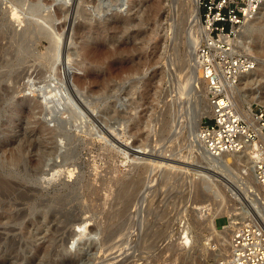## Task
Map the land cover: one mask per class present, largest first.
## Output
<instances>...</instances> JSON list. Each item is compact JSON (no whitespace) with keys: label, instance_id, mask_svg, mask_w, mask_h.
Returning a JSON list of instances; mask_svg holds the SVG:
<instances>
[{"label":"rangeland","instance_id":"374dc122","mask_svg":"<svg viewBox=\"0 0 264 264\" xmlns=\"http://www.w3.org/2000/svg\"><path fill=\"white\" fill-rule=\"evenodd\" d=\"M67 1L42 0L38 14L19 8L12 19L15 1L0 0V179L21 185L9 196L33 221L0 220V264H185L183 254L192 264H215L228 251L229 216L251 207L264 220V206L243 179L244 157L213 168L195 140L209 115H202L203 85L190 87L189 49L199 27L189 29L188 0H178L179 28L168 20L162 46L157 0L112 1L103 13L90 0ZM66 8L73 11L55 17ZM241 39L257 67L235 102L252 114L264 110V10ZM79 77L86 78L81 86ZM55 88L65 103L58 110L38 97ZM42 137L46 144L35 147ZM5 202L1 190L3 217L10 215ZM200 205L202 213L194 212ZM57 208L48 224L44 212ZM212 214L216 231L205 221ZM184 226L190 247L178 236Z\"/></svg>","mask_w":264,"mask_h":264},{"label":"built area","instance_id":"2783aa9c","mask_svg":"<svg viewBox=\"0 0 264 264\" xmlns=\"http://www.w3.org/2000/svg\"><path fill=\"white\" fill-rule=\"evenodd\" d=\"M263 7L264 0H199L203 31L197 64L211 107L199 142L213 157L245 153L259 188L256 199L264 206V110L247 117L235 102L241 76L257 67L239 39ZM235 217L223 226L230 231L228 251L215 264H264V220L246 207Z\"/></svg>","mask_w":264,"mask_h":264},{"label":"bare ground","instance_id":"6f19581e","mask_svg":"<svg viewBox=\"0 0 264 264\" xmlns=\"http://www.w3.org/2000/svg\"><path fill=\"white\" fill-rule=\"evenodd\" d=\"M15 2H14V5H15V7L13 8L12 7V19H14V18H17V17H19L20 16V9H25V11H28L29 13H33V14H38L39 13V11H40V9H41V7L44 5L43 4V2H42V0H29V3H25L23 0H14ZM58 2V0H44V2H45V4H51L52 2ZM67 1V0H66ZM112 1H115V3H117L116 5H117V7H121V5H122V3H124V0H90V3L92 2V3H95L96 4V7L95 8H97V11L99 12V13H103V12H105L104 11V9H106L107 11H110V10H112V8L114 7L113 5H111V2ZM70 2H71V0H68L66 3H67V5L68 4H70ZM75 2V1H74ZM65 3V2H64ZM65 3V4H66ZM188 5H189V9H188V14H187V16H185L186 17V21H187V24L189 25V29L191 30V28H193V27H199V33H197V34H199V35H197V36H192V39H191V45H190V49H189V58H190V61L192 62V67H191V69H192V76H191V80H190V87L193 85V83L194 82H198V83H201L202 85H203V87H204V84L202 83V80H201V71H200V68H199V66H198V64H197V52H198V49H199V46H200V43H201V40H202V37H201V40H200V35L202 34V25H201V14H200V8H199V0H188ZM53 4V3H52ZM116 5H115V7H116ZM94 7V6H93ZM175 7H176V5L175 4H172L171 5V8H172V17H171V19H170V21H172V23H174L173 24V28H174V30H176V29H178L179 28V26H178V22L176 21V14L174 13V9H175ZM20 8V9H19ZM72 10V8L70 9V8H66V10L65 11H62L61 9H57L56 11H55V17L56 18H61L64 14L66 15H68L69 14V12ZM262 10H264V7L261 9V11ZM73 11V10H72ZM261 11L259 12V14L258 15H260L261 14ZM27 12V13H28ZM97 13V12H96ZM73 15V14H72ZM258 15H257V17L256 18H258ZM71 16V15H70ZM69 16V17H70ZM72 17V16H71ZM255 18V19H256ZM70 19V18H69ZM72 19V18H71ZM254 19V20H255ZM75 19H73L72 20V22H71V20H70V22H69V25H68V30L73 26V24L75 23V21H74ZM253 20V21H254ZM176 21V22H175ZM252 21V22H253ZM176 24V25H175ZM249 25V24H248ZM247 25V26H248ZM66 26V25H65ZM78 28H77V30H83V29H81V27L79 28V26H77ZM86 28V27H85ZM246 29V28H245ZM80 31H77V33L79 34V38L78 39H84V37L86 36V34L84 35V33L83 32H80ZM193 33V32H192ZM192 33H190V34H192ZM189 34V35H190ZM54 35V34H53ZM242 36V35H241ZM241 38V37H240ZM239 42H240V46L242 47V49H244V50H246V51H248V48H247V45H246V42H244V41H242V39L240 40L239 39ZM83 51H84V49H82ZM172 70V69H171ZM187 71V70H186ZM254 72V71H253ZM66 73H68V72H66ZM249 74H251V73H249ZM249 74H243L242 76H241V78H240V82H239V84L237 85V87H236V91L239 89V85L241 84V82L242 81H244L245 79H246V77L249 75ZM66 76V75H65ZM68 77H70V75L68 74L67 75ZM35 77V76H34ZM67 78V77H66ZM85 80H86V78L85 79H83V78H77V86H81V85H83L84 83H85ZM179 82V81H178ZM185 84V83H184ZM180 87V86H179ZM56 89V88H55ZM178 89V88H177ZM204 89H205V87H204ZM19 90V89H18ZM54 90V89H53ZM34 92V91H33ZM53 92V91H52ZM181 93V92H180ZM205 94H206V99H207V106H206V108H205V110H204V113H202V115H204V114H206V115H211V107H210V104H209V101H208V98H207V93H206V90H205ZM38 97L39 98H41L42 99V101H43V103L47 106V107H52L53 108V106L54 107H57V108H55V109H57L58 110V107H60L61 108V106L63 107V105H65V103H64V96L62 95V92L61 91H59V90H55V92H53V93H45V92H43V93H40V94H38ZM187 100V99H186ZM235 100H236V96H235ZM182 101V100H181ZM181 101H180V103H181ZM184 101V102H183ZM182 101V103H184L185 104V100H183ZM187 102V101H186ZM188 103V102H187ZM28 105V104H27ZM184 107V106H183ZM182 107V109H184ZM64 108H65V106H64ZM63 108V109H64ZM34 109V107H30L29 108V110H33ZM62 109V108H61ZM54 110V109H53ZM61 111V110H60ZM182 112V111H181ZM177 115V114H176ZM182 115V114H181ZM247 116H249V117H251L252 116V114H250V113H247L246 114ZM208 116V117H209ZM173 117V116H172ZM178 117H179V115H178ZM177 117V118H178ZM180 117H182V116H180ZM179 117V118H180ZM176 118V119H177ZM178 118V119H179ZM183 118V117H182ZM174 119V118H173ZM180 120V119H179ZM176 121V120H175ZM183 121V120H182ZM141 122H142V120L141 119H139V120H137V123L135 124V125H137L138 127H137V131H140L141 129H142V124H141ZM175 124V123H174ZM181 124V123H180ZM178 125L179 124H177V130L179 129V127H178ZM182 125V124H181ZM86 126V125H85ZM197 129H196V127H195V132H194V135H195V140H197V138H199V130H200V128H199V126H200V121L197 123ZM202 126V125H201ZM87 127V126H86ZM145 127H149L148 126V124H146V126ZM175 127V126H174ZM41 128V131H44V127H40ZM181 128V127H180ZM175 130H176V128H175ZM176 132V131H175ZM110 135V134H109ZM174 140V139H173ZM198 141H199V139H198ZM117 142V141H116ZM34 144H35V147L38 145V146H40V147H42L43 146V144H46V140L44 139V137H42V139L40 140V141H36V142H34ZM199 144H200V142H199ZM37 146V147H38ZM200 146H201V148H202V150H204V154H205V158H206V160H208L207 162L209 163V165L211 166V167H213V168H224V166H225V164H227V165H229V163H230V156H238V157H244V159H245V163H246V169H245V173H246V176L243 178L244 180H246V184H247V186L251 189L252 187L254 188L253 190L254 191H256L255 193H258L259 194V188L257 187V182H256V180H255V176H254V174H253V168L251 167V164H250V160H249V158L245 155V153H238V154H223V155H220L219 157H213V156H211L210 154H208L207 152H206V150L204 149V147L202 146V144H200ZM179 149V148H178ZM138 154H144V155H146V153L148 152V151H136ZM135 152V153H136ZM149 153V152H148ZM203 153V152H202ZM184 158V157H183ZM244 163V162H243ZM190 166V165H189ZM220 170V169H219ZM141 171V170H140ZM163 172V171H162ZM69 174V173H68ZM71 174V173H70ZM135 179V178H134ZM153 181V180H152ZM189 181V180H188ZM117 183V182H116ZM250 183H252V185H250ZM132 185V184H131ZM20 184L19 183H17V182H13L12 180H8V179H0V187H1V189H0V191L2 190V192H3V194H4V198L6 199V202L4 203L5 204V206L7 207V210H9V214L10 215H8V216H6V217H3V216H1V214H0V220H2V219H7L8 221H12V220H14V219H17V220H23L22 221V225H23V227H28V226H33V221L31 220V219H27L26 218V212H25V210L24 211H22V210H20V209H18L17 207H18V205L15 203V201L9 196V195H11L14 191H17L19 188H20ZM202 192V191H201ZM24 194V193H23ZM22 194L20 193V196H21ZM19 196V197H20ZM23 196V195H22ZM24 197V196H23ZM25 198V197H24ZM59 200V199H58ZM60 201V200H59ZM154 201V200H153ZM38 202V201H37ZM43 202V201H42ZM57 203H58V201H56ZM65 204V203H64ZM54 205V204H53ZM60 205V204H59ZM63 206V205H62ZM40 207V206H39ZM43 207V206H42ZM41 207V208H42ZM54 207H55V205H54ZM146 208V207H145ZM251 208V207H250ZM142 209V208H141ZM252 209V208H251ZM193 210H194V212H196L197 210H199L201 213H202V210H203V206H195L194 208H193ZM218 211V210H217ZM216 211V212H217ZM59 210H58V208L57 209H53V210H51V211H46V212H44V215H48L47 216V218H46V220L48 221V224L49 223H52V224H54L55 222H56V219H58V214H59ZM196 214H199L198 212L196 213ZM136 215V214H135ZM216 215V214H215ZM214 214H212L210 217H208L209 215H205L206 216V218H205V221H207L208 222V224H209V226L213 229V230H218V228H217V226H215V223H214V219H215V217L216 216H218V214L215 216ZM237 214H235V213H232L230 216H229V219H230V221H232V220H237V217H235ZM64 218V217H63ZM16 221V220H15ZM14 222V221H13ZM66 222V221H65ZM16 223V222H15ZM20 223V222H19ZM152 223V222H151ZM197 223V222H196ZM203 223H206V222H203ZM21 224V223H20ZM47 224V225H48ZM208 224H206V228H207V225ZM63 225V224H62ZM201 225V224H200ZM49 226V225H48ZM51 226V225H50ZM56 226V225H55ZM54 226V227H55ZM208 226V227H209ZM53 228V227H52ZM56 229H57V227H56ZM224 229V231L228 234V241H229V235H230V231H229V229H227V227H224L223 228ZM53 231H54V229H53ZM54 232H56V231H54ZM217 233V232H216ZM122 235V234H121ZM167 235V234H166ZM225 235V234H224ZM140 236V235H139ZM178 236H182V239H184V241H183V246L184 245H188L189 247H190V245L192 244V236H191V234H190V230H189V227L187 228V227H183L182 229H181V235H178ZM226 238V237H225ZM179 239V238H178ZM227 239V238H226ZM14 241V240H13ZM14 243V242H13ZM185 246V247H186ZM125 249V248H124ZM127 249V248H126ZM107 257V256H106ZM102 259V258H101ZM105 259V258H104ZM182 260H183V263H185V264H192L190 261H189V258L186 256V255H184L183 254V256H182V258H181ZM109 260V261H108ZM110 260L111 259H109V258H106L102 263H104V264H112L111 262H110ZM101 261V260H100ZM99 261V262H100ZM118 261V260H117ZM102 263H100V264H102ZM97 264V263H96Z\"/></svg>","mask_w":264,"mask_h":264},{"label":"water","instance_id":"95a60500","mask_svg":"<svg viewBox=\"0 0 264 264\" xmlns=\"http://www.w3.org/2000/svg\"><path fill=\"white\" fill-rule=\"evenodd\" d=\"M178 0H157L158 5V14L155 20V29L160 35V45H164L168 39V31H167V22L171 19L167 11L168 4L177 5ZM79 239H75L74 242L70 246H74L79 243Z\"/></svg>","mask_w":264,"mask_h":264}]
</instances>
